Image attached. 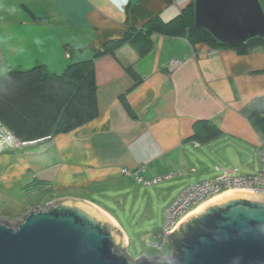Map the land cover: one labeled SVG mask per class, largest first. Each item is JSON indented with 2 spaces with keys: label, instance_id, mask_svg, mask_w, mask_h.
<instances>
[{
  "label": "crops",
  "instance_id": "1",
  "mask_svg": "<svg viewBox=\"0 0 264 264\" xmlns=\"http://www.w3.org/2000/svg\"><path fill=\"white\" fill-rule=\"evenodd\" d=\"M193 1L0 0V21L10 26L9 49L17 64L4 70L42 64L48 72L61 74L71 59L91 58L104 43L151 18L170 22ZM25 8L44 22L35 23ZM151 42L143 57L127 43L114 56L94 60L97 118L68 134L0 152V219L22 215L27 204L74 198L107 213L128 245L114 211L87 196L88 191L98 197L116 192L106 198L121 206L126 193L120 195L117 189L137 183L123 176L122 169L144 166L146 179L172 173L158 183L173 187L200 179L212 168L218 176L232 169L260 170L264 124L257 114L248 116V107L264 98V50L215 49L207 56L212 48L194 47L183 38L153 34ZM72 47L82 51H69L67 58L66 49ZM172 60L180 65L168 67ZM130 66L141 78L136 86L125 69ZM120 96L135 118L127 114ZM207 126L219 134L207 139Z\"/></svg>",
  "mask_w": 264,
  "mask_h": 264
},
{
  "label": "water",
  "instance_id": "2",
  "mask_svg": "<svg viewBox=\"0 0 264 264\" xmlns=\"http://www.w3.org/2000/svg\"><path fill=\"white\" fill-rule=\"evenodd\" d=\"M194 25L226 47L264 38L260 0H194ZM16 225V227H13ZM171 255L132 261L118 224L74 198L22 221L0 220V264H264V195L234 189L200 203L166 233Z\"/></svg>",
  "mask_w": 264,
  "mask_h": 264
},
{
  "label": "trees",
  "instance_id": "3",
  "mask_svg": "<svg viewBox=\"0 0 264 264\" xmlns=\"http://www.w3.org/2000/svg\"><path fill=\"white\" fill-rule=\"evenodd\" d=\"M260 2L264 9V0ZM29 14L35 23L44 22V18L31 12ZM193 18V2L170 22L164 23L158 17L151 18L139 29L127 32L122 38L107 41L101 49L92 52L91 58L71 59L61 74L48 72L42 64L28 69H7L0 73L1 125L14 138L30 143L57 133L68 134L91 122L98 116L94 60L106 55L114 56L116 50L127 43L139 57H143L151 50L153 34L183 38L194 47L204 44L212 49H235L239 53L249 52L254 47L264 50V38L234 48L226 47L214 40L208 32L196 28ZM68 50L82 51L73 47ZM125 69L134 79V86L138 85L141 78L133 68L130 66ZM120 101L127 114L135 118L126 98L120 96ZM256 107L258 112L253 111ZM255 114L264 124V98L254 101L248 107V116ZM207 128V139L219 134L217 129L210 126ZM261 136L264 137V125Z\"/></svg>",
  "mask_w": 264,
  "mask_h": 264
},
{
  "label": "rangeland",
  "instance_id": "4",
  "mask_svg": "<svg viewBox=\"0 0 264 264\" xmlns=\"http://www.w3.org/2000/svg\"><path fill=\"white\" fill-rule=\"evenodd\" d=\"M17 13V12H16ZM22 12H19L20 14ZM0 21V73L4 72L6 67L15 66L16 58L13 56L9 49L11 42L10 26ZM2 152V151H1ZM258 170L255 169L249 173L239 172L240 174H254ZM122 174V173H121ZM213 168L209 173L204 174L203 177L192 178L190 183H198L199 180H210L218 176ZM124 176V175H123ZM182 183L179 186L173 187L172 183H157L148 187H144L140 183L128 185L124 183V188L117 189L120 195L126 193V197L121 206L113 203L109 198L112 194L116 193L110 191L106 197H98L93 191H88L87 196L91 199H97L105 206L114 211L116 217L122 222L127 234L129 243L127 245V254L130 260H137L138 256L143 255L145 258L150 259L153 255L158 258H167L171 255V250L167 245H164L160 250L153 248L151 245L156 241V237L161 234L164 225V213L166 209L180 196L182 189L185 187ZM118 195V194H117ZM115 197V196H114ZM47 205V204H46ZM45 202L37 203V207L25 206L26 210L22 215H17L13 218L2 217V221L13 223L15 221H22L24 215L32 210L36 211L44 208ZM194 210V209H193ZM181 220V219H180ZM150 243L151 245H149Z\"/></svg>",
  "mask_w": 264,
  "mask_h": 264
},
{
  "label": "built area",
  "instance_id": "5",
  "mask_svg": "<svg viewBox=\"0 0 264 264\" xmlns=\"http://www.w3.org/2000/svg\"><path fill=\"white\" fill-rule=\"evenodd\" d=\"M217 52L215 49H209L207 56H212ZM65 56L69 57V50H66ZM180 62L177 60L170 61L168 67H178ZM25 145L24 142L14 138L13 135L0 123V152L20 148ZM260 170L256 174L241 175L236 169L221 171V174L213 179L201 181L187 185L180 196L166 209L164 213V225L160 235L151 245L153 248L160 250L164 245L168 246L166 233L173 231L176 224L185 215L191 212L203 201L234 189H244L252 191L253 194L264 195V148L259 153ZM144 166H137L132 170L122 169V175L132 178L144 187L155 185L162 179H169L173 174L163 178L146 179L143 176Z\"/></svg>",
  "mask_w": 264,
  "mask_h": 264
},
{
  "label": "flooded vegetation",
  "instance_id": "6",
  "mask_svg": "<svg viewBox=\"0 0 264 264\" xmlns=\"http://www.w3.org/2000/svg\"><path fill=\"white\" fill-rule=\"evenodd\" d=\"M13 227H16V225H14Z\"/></svg>",
  "mask_w": 264,
  "mask_h": 264
}]
</instances>
